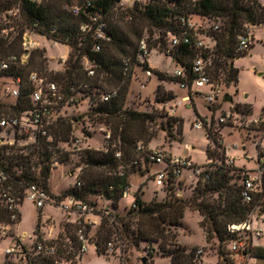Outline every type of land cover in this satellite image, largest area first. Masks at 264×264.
I'll return each mask as SVG.
<instances>
[{
    "label": "trees",
    "instance_id": "16d2710c",
    "mask_svg": "<svg viewBox=\"0 0 264 264\" xmlns=\"http://www.w3.org/2000/svg\"><path fill=\"white\" fill-rule=\"evenodd\" d=\"M10 0H0V10L8 8ZM82 5L81 13L78 15L64 9L62 0H43L38 4L31 0H16L21 3L24 22L19 25V34L10 43L0 40V51H17L20 37L25 28L37 26V29L48 37H57L62 42L72 46L71 55L65 64L63 71L49 72L47 69V58L43 51H37L34 56L33 66L47 74L50 78L58 81L66 91L71 86L90 96L92 104L80 117L86 116L91 120L104 119L111 131V138L105 139V149H84L79 153L83 171L77 178V184L68 190L59 199L68 195L77 199L90 202L98 207V202L90 198V195L100 196L109 201V208L97 209L101 214V222L96 230V249L99 253H106L107 243L116 234L129 246L137 249L142 242L148 244L147 251L154 256L156 248L153 242L158 244L159 251L170 257V264H194L195 251L197 248L188 247L178 240L179 228L185 227L183 217L186 209L194 208L203 216L202 226L206 227V237L209 241L214 235L219 240V260L217 264H236V254L228 245L235 234L229 232L228 225L238 223L247 217L248 205L244 203L241 195V181L243 171L237 172L235 165L226 163V152L223 140L217 137L216 132L207 130L208 144L206 147L207 162L206 177L195 178V187L191 197L185 198L178 195L182 189L183 181L170 175L164 185L167 196L164 199L152 198L147 201L142 197L140 188L134 192V203L125 214L112 211L119 207V202L130 191L132 184L130 174L136 169H145L151 173L152 163L146 159H140L137 146L143 143L147 147L149 141H145L146 121H154L155 115L149 112L131 110L126 107L128 93L135 67L139 66L144 71L148 68L149 62L142 55L139 49V41L144 36L139 29V23L145 22L150 28V47L170 55L173 60L184 67L188 75V83L192 84L194 74L191 71V62L195 55L192 46L182 43L168 51V44L165 40L167 31L179 30V16L183 13H196L219 20L221 31L216 34L217 44L212 55L210 74L214 81L221 74L226 84H237L239 81V68L235 66L234 60L238 55L245 53L237 50L239 36L247 33L245 24L251 22H264V3L259 0H149L148 3L135 2L122 8V0H79ZM99 15L107 23V33L112 40L105 42L100 51L94 49L96 38L93 29L83 32L81 26L90 23L92 17ZM132 18L129 19L128 16ZM125 17L131 22L122 23ZM128 25V26H127ZM56 28V31H52ZM157 38L153 39V35ZM66 37H69L67 39ZM253 46V45H252ZM88 58L95 66L97 75H103L105 83L115 84L110 87L97 80H89L87 71L83 64V58ZM163 80H175L182 83L183 78L173 75L169 76L159 70L155 71ZM98 77V76H97ZM83 84H88L86 88ZM116 88L117 95L107 101H100V89L108 90ZM163 85L159 84L155 91L157 102L164 104L175 98L173 91H166ZM166 113V111H165ZM198 113V112H197ZM168 114V113H167ZM169 115V114H168ZM170 126L176 123L180 129L183 119L169 115ZM75 117L67 115L59 120L58 126L54 129L57 142L69 143L75 130ZM138 128L135 129V127ZM121 151L122 156L117 157L116 152ZM222 151V152H220ZM53 150L44 148V156L33 160L20 159L16 150L13 149L2 157L12 165L23 166V175L27 181H35L42 186L49 188V177L51 174V155ZM60 161L66 164L70 161L69 151H58ZM3 160V161H4ZM124 166V172L119 173V167ZM33 166L36 169L33 170ZM78 166V167H80ZM154 176V175H153ZM51 191V190H50ZM256 201L261 203L264 209V194L258 196ZM114 217V220L111 218ZM0 218L7 219V213L0 211ZM78 229V224L74 225ZM40 223L36 229L39 233ZM66 229L67 226H65ZM75 229V230H76ZM70 239L65 242V239ZM64 238L60 235L57 239L59 245L58 257H46L34 255L30 257L28 264H56L60 258L72 259L75 257L78 246L76 236ZM41 240V236H38ZM70 243V244H69ZM123 243V242H122ZM122 250H124L122 248ZM252 257H264V246L254 245L247 255ZM10 264V263H9Z\"/></svg>",
    "mask_w": 264,
    "mask_h": 264
},
{
    "label": "built area",
    "instance_id": "2783aa9c",
    "mask_svg": "<svg viewBox=\"0 0 264 264\" xmlns=\"http://www.w3.org/2000/svg\"><path fill=\"white\" fill-rule=\"evenodd\" d=\"M38 4L43 0H31ZM149 0H122L120 5L122 8L135 2L148 3ZM196 2L197 0H190ZM64 9L72 14L81 13L82 5L65 3ZM23 16L22 5L17 3L8 7L5 11L0 10V40L12 41V33L14 25L12 21ZM132 18L131 15L128 16ZM93 29V35L96 38L94 49L100 51L105 42L112 40L107 33V23L101 19L99 15L92 17V21L81 26V30L86 32ZM52 31H56L54 28ZM221 31L219 20L202 16L196 13H183L179 16V30L167 31L165 40L168 44V51L179 46L182 43L189 44L195 50V55L191 62V71L194 74L192 84L188 83L187 71L184 67L176 70L175 75L183 78L181 86L188 88L189 91L198 93L203 91L204 87H209L205 92L206 100L213 104L218 101L221 96L222 89L218 82L214 81L210 74V66L212 64V55L214 54L217 44L216 34ZM34 34H40L47 37L53 42V45L63 44L71 48L72 46L62 42L57 37H48L41 33L35 24L32 27H26L20 37L17 51H11L6 54L0 53V211L7 213V219L0 218V234H8L12 225L19 224L21 221L20 206L25 198H29L34 202L37 208L42 210L49 201L58 204L68 213L79 214L77 218L78 229L76 230V241L78 246L74 258H60L56 260V264H77L81 256L89 250L90 235L86 230L88 226L97 223L96 220L90 218L89 215L97 213L96 206L90 202L77 199L75 196L68 195L63 199L53 197L52 192L35 181H27L23 175L24 167L12 165L9 161L3 159L4 154L10 153L15 149L20 159L39 158L44 156V148L47 146L53 150L51 155V167L58 168L62 165L58 151H82L83 138L73 131V135L67 147L62 141L57 142V148H54L56 135L54 129L58 126L59 120L68 115V108L81 103L86 97L88 98L87 108L91 106L90 96L77 90L76 86H71L69 91L56 80L50 78L47 74L37 68H31L30 65L34 60L37 51H43L46 57V50L40 46L39 41L33 39ZM148 36H143L139 41V49L142 56L147 59L154 47H150ZM69 39V37H66ZM255 41V36L251 32H247L239 36L237 50L240 52L247 51ZM264 42V37L262 40ZM71 51L67 55H61L59 61L64 65L69 60ZM84 67L89 76L96 74V69L91 61L84 57ZM48 69V68H47ZM49 72H57L50 68ZM54 70V71H53ZM148 76L152 75L150 68L145 70ZM15 83L14 87H10L9 83ZM88 84H83L86 88ZM117 95V89L108 90L100 89V101H107L111 97ZM14 98V99H12ZM190 95L185 96L183 100L188 101ZM179 104L169 105L161 104V109L165 110L169 115H175ZM231 111L227 113L221 120L224 121L231 116ZM259 123L264 130V109L261 114ZM195 128H202L204 124L202 120H196L193 123ZM4 132V133H3ZM105 139L111 138V131L107 128L103 130ZM2 133V134H1ZM140 159L147 160L152 164H160L153 175L157 185H165L170 175L181 180V175L185 168L192 169L195 178L206 177V167L196 164L189 156H180L168 151L164 146L155 148H147L143 143L137 146ZM117 157H121V151L116 152ZM4 160V161H3ZM226 163L233 165L234 159L227 155ZM36 169L35 166L32 167ZM83 171V166L77 167L74 171L77 178ZM124 172V166L119 167V173ZM241 195L242 200L248 205L247 217L238 223L228 225L229 232L235 234L228 245V248L236 255L249 256L247 252L255 245V240L264 236V209L261 203L256 201L258 196L264 194V146L259 152L256 159V167L254 170H245L242 173ZM77 184H80L76 181ZM131 190V189H130ZM131 191H126L125 196ZM178 195L182 196V189L178 191ZM135 206L133 201L132 203ZM114 220V217L111 218ZM40 229V228H39ZM37 236L34 243L28 246L24 238L25 235H16V242L8 246L3 253L6 256H17L23 264H28L30 257L34 255H42L46 257H58L59 245L58 237L54 239H46L43 237L41 230L39 233L35 231ZM15 235V234H11ZM41 236V240L38 236ZM96 244V243H95ZM123 244L115 246L114 241L107 243L106 252L114 253L117 250L122 252ZM204 249L197 248L195 251V263L200 264ZM10 264H16L10 261Z\"/></svg>",
    "mask_w": 264,
    "mask_h": 264
},
{
    "label": "rangeland",
    "instance_id": "374dc122",
    "mask_svg": "<svg viewBox=\"0 0 264 264\" xmlns=\"http://www.w3.org/2000/svg\"><path fill=\"white\" fill-rule=\"evenodd\" d=\"M16 0H10V6L17 4ZM63 4H81L79 0H62ZM264 3V0H259ZM7 8L2 9L5 11ZM122 23H130V20L125 17ZM24 17L21 16L15 21L13 35L11 40L16 39L19 34V25L24 22ZM128 26V25H127ZM139 29L142 30L143 35L148 36L150 28L145 22L139 23ZM245 30L251 32L255 36L253 46H251L245 53L238 55L235 58L234 64L239 68V81L237 84H226L223 74L216 79L221 86L222 93L218 97V101L210 104L205 97V92L209 87H204L203 91L193 93L188 88H183L181 83L175 80H161L157 70L168 74L169 76L175 75L176 70L180 67L170 55L160 51V48L153 49L149 55L148 62L152 68V75L148 76L146 72L139 66L135 67L131 87L128 93V100L126 107L131 110L149 112L155 115L154 121H146V134H144V142L147 143V148H155L157 146H166L168 151L180 156L191 155L193 161L198 165H205L207 162L206 147L209 142L207 137V130L216 132L217 137L223 140L225 145L226 156L229 155L234 159V165L238 169L237 172L245 170H254L256 167V159L259 152L264 146V130L259 123L261 114L264 109V42L261 41L264 37V22L263 23H247ZM153 35V39L157 38ZM33 39L39 41L40 46L46 50L47 68L49 70L55 69L63 71L65 65L59 61L61 55L70 53L71 48L67 45L56 44L47 37L40 34H34ZM9 43V41L7 42ZM18 49V45L17 48ZM11 52V51H8ZM8 52H2L6 54ZM34 68L33 62L30 65ZM54 71V70H53ZM88 75V73H87ZM98 76V77H97ZM89 80H97L98 83H103L110 87L115 84L105 83L103 75L89 76ZM159 84L163 85V89L173 91L175 98L167 101L169 105L179 104L176 109V114L179 118L183 119L182 128L172 123V130L169 129L170 118L165 110L161 109V103L155 99V91ZM10 87H14L15 83H9ZM226 94H231L233 101L225 100ZM248 94V96H246ZM190 95L188 101L183 100L185 96ZM14 99V98H12ZM88 98L86 97L81 103L76 106L68 108V115L75 117V131L76 134L83 138L84 149H105V135L103 130L109 129L108 124L103 120H91L86 116H81L87 110ZM190 106H189V105ZM231 111V116L227 117L224 121L221 120L222 116H226ZM198 112V113H197ZM202 120L204 127L195 128L194 121ZM138 126L135 127V129ZM4 133V132H3ZM2 134V133H1ZM172 143V144H171ZM64 144V143H63ZM65 145V144H64ZM67 147V145H65ZM82 149V150H84ZM229 150V153H228ZM71 152V151H70ZM222 152V151H220ZM80 151H72L70 154V161L60 167L53 168L49 177V188L53 197L62 196L66 190L73 188L76 185L77 175L74 173L75 169L80 166L81 156ZM151 173H146L145 169H136L130 174L131 192L124 196L119 202L117 210L112 208L119 214H125L127 209L134 201V192L140 188L142 197L149 201L152 198L164 199L167 192L164 190V185H157L153 173L161 167L160 164H153ZM183 180L182 194L183 197L189 198L192 196L195 187V173L192 169L185 168L181 175ZM90 198L98 202L97 209L109 208V201H105L100 196L90 195ZM21 223L20 225H12L8 234H0V264H9L14 261L16 264H23L17 256H6L3 251L10 245L14 244L16 240L14 237L17 235L15 232L24 236L26 234V241L29 244L34 243L37 236L35 232L40 223V230L45 237L54 239L60 235L64 238L70 235L76 236L75 224L79 214L68 213L62 209L58 204L49 201L45 204L42 215L40 210L29 198H25L20 206ZM97 223H93L86 228L89 232L90 240L89 250L82 260L81 264H144L143 257H147V264H170V257L163 255L159 251L158 244L153 242V247L156 248L154 256H150L147 248L148 244L142 242L139 249L129 246L127 241L122 237L113 234L112 241L115 246L123 244V251L117 250L114 253H101L98 254L96 249V230L101 222V214L93 213L89 215ZM203 216L194 208H187L183 217L185 227L177 230L181 240L188 249L200 248L204 249L202 259L204 264H216L219 259V240L214 235L207 241L206 227L202 226ZM67 226L68 229L65 228ZM76 229V230H75ZM69 237L65 242H69ZM180 242V241H179ZM256 243L264 245V236L256 239ZM70 244V243H69ZM114 254V255H112ZM117 255V256H115ZM218 257V258H217ZM124 258L125 261L122 259ZM236 264H246L247 257L242 258L241 255L235 256ZM80 264V263H79ZM248 264H264V258L257 259L252 257L248 260Z\"/></svg>",
    "mask_w": 264,
    "mask_h": 264
},
{
    "label": "crops",
    "instance_id": "0c3cea01",
    "mask_svg": "<svg viewBox=\"0 0 264 264\" xmlns=\"http://www.w3.org/2000/svg\"><path fill=\"white\" fill-rule=\"evenodd\" d=\"M246 96H248V94L246 95ZM189 105V104H188ZM190 106V105H189ZM172 144V143H171ZM162 146V145H161ZM164 147L165 148H167L165 145H164ZM172 152V151H171ZM228 153H229V150H228ZM189 157H191V155H189ZM192 158V157H191ZM96 222H97V220H96ZM20 223H21V221H20ZM20 223H19V225H20ZM17 225V224H16ZM15 226V225H14ZM13 226V228H14V234H17V235H21L19 232L18 233H16L15 232V227ZM24 235H26V234H24ZM43 235V237L44 238H46V239H49V238H47V237H45V234H42ZM206 235V234H205ZM35 240V239H34ZM24 241H25V243L28 245V246H30L31 244H29L28 243V241H26V237L24 238ZM180 241V243H182V241L181 240H179ZM182 244H184V243H182ZM185 245V244H184ZM255 245H260V246H264L263 244H260V243H256V240H255ZM97 246V245H96ZM88 252V251H87ZM86 252V253H87ZM98 252V251H97ZM86 253L84 254V255H86ZM98 254H101V253H99L98 252ZM112 255H114V254H112ZM115 256H117V255H115ZM85 256H81V258H80V260L78 261V263L77 264H81L82 263V260H83V258H84ZM244 257H247V261H246V264H248V260L250 259V258H252V256H242V258H244ZM218 258V257H217ZM257 259H259V258H264V257H256ZM123 261H125L124 260V258L122 259ZM218 260L219 259H217V263H218ZM216 263V264H217ZM200 264H204V260L203 259H201V262H200Z\"/></svg>",
    "mask_w": 264,
    "mask_h": 264
},
{
    "label": "water",
    "instance_id": "95a60500",
    "mask_svg": "<svg viewBox=\"0 0 264 264\" xmlns=\"http://www.w3.org/2000/svg\"><path fill=\"white\" fill-rule=\"evenodd\" d=\"M225 100L232 102L233 101L232 95L231 94H226ZM147 260H148V258L146 256L142 258V261H143L144 264H147Z\"/></svg>",
    "mask_w": 264,
    "mask_h": 264
}]
</instances>
